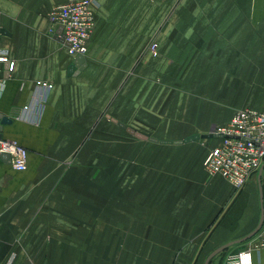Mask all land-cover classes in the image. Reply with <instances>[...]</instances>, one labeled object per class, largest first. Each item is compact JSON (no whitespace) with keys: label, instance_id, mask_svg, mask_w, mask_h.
<instances>
[{"label":"crops","instance_id":"crops-1","mask_svg":"<svg viewBox=\"0 0 264 264\" xmlns=\"http://www.w3.org/2000/svg\"><path fill=\"white\" fill-rule=\"evenodd\" d=\"M66 1L0 0V50L12 62L3 66L0 114L13 120L2 134L29 154L24 171L0 157V264H113L117 251L132 253L127 264H206L250 236L262 219L264 171L236 191L220 175L207 181L204 160L219 138L204 148L139 139L146 144H137L135 168L150 173L137 178L128 246L127 195L114 194L110 138L128 133L116 122L161 140L209 134L191 125L206 116L174 114L175 92H215L214 106L264 109V0H97L87 66L71 75L76 58L49 19ZM154 41L158 56L149 52ZM178 98L182 107L192 101ZM252 238L210 264H224ZM252 255L264 264V250Z\"/></svg>","mask_w":264,"mask_h":264},{"label":"built area","instance_id":"built-area-1","mask_svg":"<svg viewBox=\"0 0 264 264\" xmlns=\"http://www.w3.org/2000/svg\"><path fill=\"white\" fill-rule=\"evenodd\" d=\"M97 0H68L55 6L49 14L51 33L63 28L60 37L68 45V52L77 58L88 52V44L95 29V8ZM149 52L158 56L159 44L152 42ZM7 50H0V87L3 66L12 62ZM46 89L52 88L49 82L38 84ZM211 133L218 134L220 143L213 147L204 166L210 175H220L236 191L242 190L253 176L259 174L264 166V109L244 107L223 125H215ZM0 154L10 156L13 169L24 171L28 167V150L17 141L0 138ZM253 250H264V225L248 245L237 254L229 256L224 264H252Z\"/></svg>","mask_w":264,"mask_h":264},{"label":"rangeland","instance_id":"rangeland-1","mask_svg":"<svg viewBox=\"0 0 264 264\" xmlns=\"http://www.w3.org/2000/svg\"><path fill=\"white\" fill-rule=\"evenodd\" d=\"M176 94V104L174 107V114L175 115H180L182 113H187L188 111L190 112V115L196 118H201L202 116H206L207 117V121L206 122H201V121H193L195 123H191L192 128L196 127L197 124V128L199 129V125H204V127L208 130V133H211V131L213 130L214 126L216 124H212L211 119H217L220 120L219 122H225L224 120H226V116L228 115V113H231L235 110H239L241 108H232V107H219V106H214L213 104H215L216 101L213 100L215 92H204V91H184V92H175ZM178 94H182L185 96H190L191 97V102L188 103V105L182 107V105L180 104V102H182V100L180 101L178 98ZM211 95V96H209ZM205 97V98H204ZM206 102V105H204ZM202 103L204 106L199 104ZM229 116V115H228ZM195 119V118H192ZM211 122V123H210ZM182 125L180 123H176L175 124V131H178V127ZM186 125V124H185ZM150 127L153 128L151 129L152 131L158 132V130H161V124H150ZM139 139H137L135 136L130 135L128 133H124V135H119L117 132L114 133L113 131L111 132V138H110V147H111V165L113 168H115V171L113 173L114 178L116 180V185L114 188H116L114 194L118 195V190L121 192L122 197H126L127 195V201L126 205H125V211L127 214V245L128 246H134V220H135V206L136 204L134 203L135 199V193L138 189H140V187H136V182L141 178V176L143 175V178H145L150 171L149 170H141V167H137V169L135 168V150L136 148H139L137 144H146V143H141L140 141H138ZM96 145L98 140L96 139ZM139 142V143H138ZM209 142L208 139H199L194 141L192 144L194 145H190L193 146L194 148H204L205 145ZM106 147V146H105ZM101 148V146H100ZM120 148H125V154H123V159L120 157L119 155V149ZM212 148L210 147L209 152ZM202 150V149H201ZM208 152V154H209ZM207 154V156H208ZM206 156V158H207ZM102 155H98L97 158V163L98 164H102ZM206 160V159H205ZM204 160V162H205ZM125 162L126 164V169H123V167L121 168V170L119 169L118 163L123 164ZM207 181L210 182L211 180L214 179L215 176L210 175L207 170ZM98 173H96L97 175ZM138 178V180H137ZM123 179L128 180V182L126 183V188H124L123 186H118L119 183H123ZM147 194L150 193L149 188H146ZM158 189L160 190L161 188L158 187ZM117 197V196H116ZM113 203H115L118 207V209H120L119 207H122L123 202L121 201H114ZM144 206V205H143ZM113 207V205H112ZM144 208V207H143ZM148 210L143 209V212H145V214L148 212L147 214V218H149V206L147 208ZM140 212V211H139ZM138 213V212H137ZM145 237L147 239H149L151 236L149 234V230L147 233H144ZM143 234V235H144ZM131 251V250H130ZM225 254H230V253H224ZM82 255V254H81ZM95 255V254H94ZM97 255V256H96ZM96 260H99L98 256L100 254H96ZM132 253H122L117 251L116 254H114V256L112 255L111 257V262L113 264H119V263H123V264H127L128 260H130V262L134 261V257L131 256ZM131 258V259H130ZM218 258L222 259V256H219ZM220 260V259H219ZM223 260V259H222ZM100 261V260H99Z\"/></svg>","mask_w":264,"mask_h":264},{"label":"water","instance_id":"water-1","mask_svg":"<svg viewBox=\"0 0 264 264\" xmlns=\"http://www.w3.org/2000/svg\"><path fill=\"white\" fill-rule=\"evenodd\" d=\"M62 31H63V28H60L59 31L57 32L56 37L60 41L64 42V40L62 38H60V34L62 33ZM86 66H87L86 58L83 55H79L75 59L73 65L70 67L69 73H70V75L77 73L78 71L83 70ZM12 123H13V120L11 118H9L7 116H3L2 114H0V138H3V134H2L3 127L5 125H10ZM116 123L120 127H122L123 129H125L129 134L135 136L136 138H138L140 140H145V141H150V142L160 143V144H176L177 145V144H184V143L193 142V141H196L199 139L221 138V136L218 134L209 133V134H194V135H192V136H190L184 140H175V141H173V140H161V139H158L156 137L148 136V135H145L141 132H138L137 130L133 129L132 127L127 126L126 124H124L122 122H116ZM0 157H2L4 160H8V161L10 158V156L8 154H0ZM263 171H264V166L261 170V174H260L261 178H262ZM261 198H262V202H264L263 194H262ZM263 225H264V209H263V214H262V219H261L260 225L250 236H248L247 238H244L243 240H240L238 242H232V243L226 244V245L216 249L214 252H212L209 255L206 264H210V262L213 258H215L217 255H219L220 253H222L223 251H225L229 247L235 245L236 243L246 241V240L252 238L253 236H255L260 231V229L263 227Z\"/></svg>","mask_w":264,"mask_h":264},{"label":"bare ground","instance_id":"bare-ground-1","mask_svg":"<svg viewBox=\"0 0 264 264\" xmlns=\"http://www.w3.org/2000/svg\"><path fill=\"white\" fill-rule=\"evenodd\" d=\"M204 126V125H203Z\"/></svg>","mask_w":264,"mask_h":264}]
</instances>
